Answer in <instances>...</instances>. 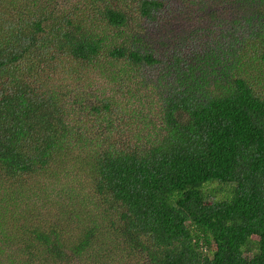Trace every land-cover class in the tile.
<instances>
[{"label":"trees","instance_id":"1","mask_svg":"<svg viewBox=\"0 0 264 264\" xmlns=\"http://www.w3.org/2000/svg\"><path fill=\"white\" fill-rule=\"evenodd\" d=\"M0 264H264V0H0Z\"/></svg>","mask_w":264,"mask_h":264},{"label":"rangeland","instance_id":"2","mask_svg":"<svg viewBox=\"0 0 264 264\" xmlns=\"http://www.w3.org/2000/svg\"><path fill=\"white\" fill-rule=\"evenodd\" d=\"M120 253L119 252H116V253H113V254H111V255H109L107 258L108 259H116V258H119L120 257Z\"/></svg>","mask_w":264,"mask_h":264}]
</instances>
